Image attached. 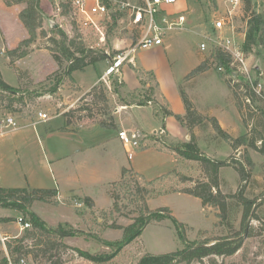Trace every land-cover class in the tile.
I'll list each match as a JSON object with an SVG mask.
<instances>
[{
	"label": "rangeland",
	"instance_id": "374dc122",
	"mask_svg": "<svg viewBox=\"0 0 264 264\" xmlns=\"http://www.w3.org/2000/svg\"><path fill=\"white\" fill-rule=\"evenodd\" d=\"M186 1L189 10L194 6L192 16H190L193 24H204L208 30L202 32V36L175 32L169 38V34L168 38L172 41V49L169 51V57H165V59L174 63L173 68L178 76L188 72L187 76L180 81V87H183L186 93L190 91L192 94L202 97L199 106L205 114H201L208 120L193 130L200 152L208 158L227 161L232 158L242 159L248 150L254 163L253 168L248 167L251 172L250 179L241 181L233 165L222 168L220 172L221 191L226 195H238L239 190H243L245 197L255 202L253 209L259 220L255 217L243 222L245 208L240 202V198L237 197L230 200L226 219L219 218L217 209L205 208L200 199L187 194L168 193L152 199L145 196V200L138 198L136 195L137 186L145 187V180L157 179L178 168L176 156L172 152L157 150L159 145L155 141H150L149 135L142 141L141 148L135 150L133 161L128 158L119 138L121 125L128 127L140 121L141 124L138 125L139 129L137 130L142 133L144 131L143 134H151L152 126L156 122L161 126L162 115L159 112L160 116H156L155 108L159 109L156 104H153L155 108L152 107V111L134 110L119 113L122 108L133 106L119 105L118 97L113 95L117 129L104 128L89 121L79 122L82 124L81 126L78 123L71 127L67 126L62 112L77 107L79 100L95 86V83L96 85H106L114 92L116 90L115 83L123 81L122 72L124 69L127 71L125 74L127 79L131 77L130 71H134L140 80L142 87L138 91L141 99H143L147 88L151 86L157 93L158 81L152 78L148 79L136 61L135 64H129L126 61L119 72L106 75L115 57L121 51L130 49L137 42L138 34L129 24L128 18L121 17L115 26L112 22L104 23L106 40L102 43L99 39L101 35L97 34L95 29L85 31L81 29L80 22L71 15L67 7H64L67 0H41V8L44 12L41 35L28 48L27 56L13 60L7 56V51L16 49L22 41L29 37L24 25L19 20V13L26 5L9 7L4 0H0V75L9 85L21 89L25 93L22 101H15L12 111L8 110L10 99L0 96V185L4 188L59 189L63 188L59 176L61 168L71 170L72 163H75L76 167L82 162H84L83 167L90 165V169L85 172V175L91 184L83 185L82 196L87 195L98 200V206L96 204L88 206L81 202L83 197L73 195L66 199L62 198L61 203L59 202L57 206L41 202H36L33 205L39 213L45 215L48 220L45 222L48 225L51 226L54 223L57 226L59 223L67 222L81 232L78 236L72 237L73 239L63 240L66 247H60L58 255L64 262L138 264L140 259L147 254H167L182 250L187 243H184L179 235V230L171 220L151 223L140 238L118 252L114 247L106 246L103 243V240L113 244L119 241L123 231L114 227H127L134 223V219L142 214L140 210L144 208L143 204L147 203L150 211L169 207L174 217L185 225L184 232L188 244L214 241L233 235H238V239L243 240V247L233 256H213L201 261H193L191 264H264V154L246 146L234 150L231 145L234 139H239L244 135H248L250 139H257L264 134V122L261 118L263 114L261 108L264 107V103L258 101L259 95L256 100L251 98L250 101L248 98L251 97L249 94L251 86L244 82L241 75H231L229 73L231 66L227 72H220L212 55L216 45L213 42L215 36L231 38L235 40L236 46L243 47L242 35L246 37V32L249 29V16L254 12L264 14V0H252L253 4L257 5L252 6L249 12L245 11V6L242 3L240 10L235 12L233 21L226 18L222 30H217L215 23L226 17L230 0ZM60 4L64 7L61 17L57 15ZM218 11L220 14L217 13ZM48 19H52L57 25L56 29L64 31L70 38L79 36L88 48L104 52L111 58L89 66L85 71L74 72V82L64 84L55 96L38 97V93L44 92L55 83L56 76L50 81L48 78L61 68L49 50V47H52L49 38L53 36L54 28L49 25ZM43 31H46L48 35L46 38L42 34ZM202 43H205L207 47L204 51L200 47ZM114 52L118 54H113ZM155 52L154 48L138 49L135 56L140 63L142 59H157ZM248 60L254 80L258 81L259 76L262 80L264 97V47L257 48L252 55H249ZM197 63H207L209 70L205 72V77L201 75L189 76L191 69ZM64 65L63 68L67 63ZM261 73L263 76L260 75ZM103 77L105 78L103 79ZM141 78L145 81H142ZM239 84L248 85L250 91L246 86L238 87ZM27 91L29 94L26 93ZM120 91L131 92L127 86L125 89L120 88ZM234 93L236 95L238 93V95L236 96ZM157 99L166 105L158 96ZM239 103L243 110L239 108ZM194 108L198 111L195 105ZM40 114H47L49 120L44 121ZM211 114L222 118V126L232 137L231 142L215 132L210 121L213 117ZM7 118H13L18 129L9 130L3 127L4 120ZM219 123L221 124L220 121ZM182 127L186 129L184 126ZM132 129L134 130L131 128L127 131H133ZM162 129L152 135H158L170 145L182 147L191 140L190 134L186 141L173 139L168 133L162 132ZM257 144L260 148L264 147L260 140L257 141ZM81 148L85 151L79 152ZM120 165L132 168L145 179L139 178L133 173L123 184L112 183L110 186L105 184L103 179L107 181L121 180ZM182 171L184 170L181 169ZM194 175L201 176V173ZM108 190L111 198L108 195ZM112 193L120 197V212H114ZM142 212H145L144 209ZM13 227L16 228V225ZM1 243L0 256L3 244ZM72 249L82 250L99 262L86 259ZM36 264H47V262L43 260Z\"/></svg>",
	"mask_w": 264,
	"mask_h": 264
},
{
	"label": "trees",
	"instance_id": "16d2710c",
	"mask_svg": "<svg viewBox=\"0 0 264 264\" xmlns=\"http://www.w3.org/2000/svg\"><path fill=\"white\" fill-rule=\"evenodd\" d=\"M4 2L9 7L20 4L26 5L19 13V20L24 25L29 37L22 41L16 49L7 51V56L11 57L13 60L21 59L27 56L28 48L31 47L41 35L40 30L42 29L44 21L41 0H4ZM242 2L246 12H249L252 6L255 7L257 5L256 3L253 4L252 0H242ZM64 7H67V5H64ZM120 18L121 16H114L112 24L115 26ZM248 28L243 43V51L249 57L257 48L264 47V14L252 13V15L249 16ZM52 33L53 36L49 38L52 47H49V50L53 53L54 60L61 68L48 78L50 81L56 76L57 80L55 83L50 85L44 92L38 93V97L45 95L55 96L64 84L67 82H74V72L85 71L89 66L96 65L100 61L111 58L104 52H97L94 49L88 48L79 36L70 38L60 29H54ZM42 34L45 38L48 36L46 31H43ZM113 54L118 53L114 52ZM212 55L218 66H224L226 69L230 68L231 56L229 54L225 53L220 48L214 47ZM65 63H67V65L63 68ZM208 70L207 63H201L191 71L189 76H199ZM142 71L148 79L152 78L156 80L153 71ZM141 80L145 81L143 78H141ZM115 86L116 90L114 92L103 84L93 86L92 89L79 100L77 107H72L68 109V111L63 112L67 126L71 127L76 123L79 124V122L82 121H89L92 124H99L104 128L117 129V119L114 115L116 108L112 101L113 95H116L118 97V104L122 106H145L149 104L153 106V104H156L159 107L158 109L153 106L156 116H160L159 112H161L163 119L168 116L175 117V119L188 130V134L191 135V140L182 147L170 145L158 135L148 136L150 141H155V143L159 145V147L156 148L157 150L172 152L176 156L178 168L174 172L165 174L157 179L151 181L145 180V187L137 186L136 195L140 200H145V196L152 199L168 193L187 194L200 199L205 208L217 209L219 211V218L226 219L229 202L231 199L237 197L240 198L239 200L245 208L243 222L246 219H253L255 217L259 220L253 209L255 202L246 198L243 190H239L240 193L238 195H226L221 191L220 172L222 168L233 165L241 181L244 182L250 179L251 172L248 167L253 168L254 163L248 150L244 153L242 159L235 160L232 158L227 161L214 160L200 152L193 130L195 127L203 125L208 119L194 108L192 101L183 87H180V93L185 105L186 114L181 116L172 112L168 105H163L158 101L156 96L157 93L152 86L147 88V91L143 95V99H141L138 90L121 92L120 88L125 89L126 87L124 81L120 83L117 81ZM237 86H246L247 90H249L248 85L239 84ZM28 92L29 91L26 93ZM234 94L236 95V93ZM249 94L251 95V97L248 98L250 101L251 98L256 100L257 94L253 90H251ZM24 95V91L12 87L0 75V96L4 99H10L8 110L12 111L15 101H22ZM263 100L264 97L260 96L258 101L264 103ZM239 108L243 110L240 103ZM261 109L263 111L261 118H263L262 120L264 122V107ZM210 121L215 132L231 142L232 137L221 127L217 118L211 117ZM81 125L82 124H79V126ZM162 131H165V128H163ZM258 140H260L261 144L264 146V134L260 135L257 139H250L248 135H244L239 139H234L231 145L234 150H239L241 147L246 146L247 148L264 154V147H258ZM181 169L184 171L181 172ZM199 172L201 176L194 175L196 173L199 174ZM133 173L139 178L145 179L132 168H123L121 180L113 184L125 183L127 178ZM58 196V189L3 188L0 186V208L18 210L22 214L23 223L30 224V228L25 229L21 237L10 238L11 240L6 243L7 253L2 252L0 264H36L43 260L47 262V264L64 263L63 259L58 255L60 251L58 249L60 247H66L63 244V240L76 237L81 232L74 229L68 223L50 226L33 211V205L36 202L53 204L56 206L59 205ZM112 198L114 200V212H120V197L112 193ZM81 202L88 206L94 205V201L89 197L83 198ZM143 206L145 212H142L143 209L140 210L142 214L134 219V223L127 227H114L123 231L122 238L119 241L113 244L103 240V243L106 246L114 247L118 252V250H122L124 247L140 238L143 231L151 223H161L165 220H171L179 230L180 237L184 243L187 244L182 250L176 252L158 255L147 254L140 259L138 264H191L193 261H201L213 256H233L243 247V240L238 239V235L203 243L188 244L184 232L185 225L174 217L169 207H164L157 211H150L147 203H144ZM72 250L86 259L99 262L96 258L82 250ZM22 261H24V263H22Z\"/></svg>",
	"mask_w": 264,
	"mask_h": 264
},
{
	"label": "built area",
	"instance_id": "2783aa9c",
	"mask_svg": "<svg viewBox=\"0 0 264 264\" xmlns=\"http://www.w3.org/2000/svg\"><path fill=\"white\" fill-rule=\"evenodd\" d=\"M69 1V2H68ZM180 0H67V10L71 15L80 22V27L83 31L92 29L100 34L99 38L102 43L105 42V29L103 24L112 22L114 16H121L128 18L129 24L137 32L138 38L136 44L126 51H121L115 57L113 64L107 70L106 75L109 76L115 72H119L120 68L127 61L129 64H135L136 52L138 49H152L164 45L165 39L172 32L182 30L185 23V17L180 16L177 21L173 20L167 9L178 4ZM242 0H230V6L227 9L226 17L219 19L215 23L217 30H222L225 26L226 18L233 21L235 12L240 10ZM59 17L64 12L63 5H58L57 9ZM213 42L215 47L222 49L225 53L231 56V75L244 78V82L251 86L257 95L263 96V83L258 77V81L254 80L252 68L248 63V56L244 53L243 47L236 46L235 40L231 38H218L215 36ZM201 50H206V44H201ZM220 72H227L224 66H219ZM263 76V73L260 74ZM105 77H103L104 79ZM41 118L46 121L49 120L47 114H40ZM3 127L9 130L18 129L17 123L13 118L4 120ZM119 138L126 150L130 160L134 157V151L141 148V143L146 139V135L139 130L119 132ZM18 223L21 229L30 228L29 223H23L22 217L19 218ZM10 237H0V242L6 245ZM24 263V261H22Z\"/></svg>",
	"mask_w": 264,
	"mask_h": 264
},
{
	"label": "crops",
	"instance_id": "0c3cea01",
	"mask_svg": "<svg viewBox=\"0 0 264 264\" xmlns=\"http://www.w3.org/2000/svg\"><path fill=\"white\" fill-rule=\"evenodd\" d=\"M220 5V3H219ZM189 6H187V1L186 0H180L177 5L170 7L167 9V12L170 14L171 18L175 21L178 20L180 16L185 17V23L184 27L182 30L175 31L178 32L177 34H181L182 32L187 35V33H193L194 35H203L202 32H206L207 26L206 25H201V24H193L191 17L192 12L194 10V6L192 8L190 7V10L188 9ZM222 10V9H220ZM223 11V10H222ZM217 13L220 14V11ZM172 32V33H175ZM169 35V38H171V34ZM200 33V34H198ZM205 36V34H204ZM168 37L165 39L164 45L161 47H156L154 50L156 51L154 54L158 57L157 59L153 60H146L142 59L140 63L138 62V59H136V63L140 66L139 68L144 71H153L155 74V78L158 81V90H157V96L158 98L162 99L166 105H168L169 109L174 112L176 115H181L184 116L186 114V109L185 105L182 100V96L180 93V81L187 76L188 72H185L181 74L180 76L177 75V72L174 70L173 65L174 63L169 60V62L165 59V57H169L170 53L169 51L172 49V41ZM240 40V39H239ZM245 40V35H242V41L244 42ZM201 46V45H200ZM162 57V58H161ZM200 63H197L194 68L198 67ZM173 68V69H172ZM126 70L124 69L122 72L123 76V81L125 82L126 86L131 90L135 91L138 90L142 87V84L140 80L138 79L137 75L135 74L134 71L131 72V77L127 79L125 76ZM202 77H205V73L201 74ZM96 85V83H95ZM187 95L195 105V107L198 109V111L202 114H205L202 111V108L199 106V102L202 99V97L192 94V92H188ZM152 105H146V106H133L130 108H122L120 112H131L134 110H149L152 111ZM63 113V112H62ZM118 113V114H119ZM213 117L217 118L218 121L221 122V127L224 129L225 127L222 126V118L219 116L211 114ZM158 118V117H157ZM160 121V120H159ZM136 122V121H135ZM141 124L140 121H137L136 123H133V125L128 126V127H120L119 132L123 130H128L131 128H134V130L139 129L138 125ZM162 128H165V131L169 134L170 137L173 139H180L182 141H186L189 136H188V131L182 127V125L175 119L173 116H168L166 118H162V125L160 126L157 122L152 126L151 134H146L147 135H152L155 134L156 132L160 131ZM72 129V128H71ZM133 130V129H132ZM144 130V129H142ZM225 130V129H224ZM140 131V130H139ZM142 132V131H141ZM227 132V131H226ZM144 133V131H143ZM125 150V148H124ZM137 150V149H136ZM85 151L83 148L79 149V152ZM126 151V150H125ZM135 152V151H134ZM134 158V157H133ZM133 161V159L131 160ZM83 163H80L78 167H76L75 163H72L71 170H67L65 168H61L59 170V176L61 183L63 184V188L60 187L58 189L59 191V196L58 200L66 199L70 195L73 196H80V197H89L87 195H83L84 187L83 185L87 186L90 185L91 183L88 182V177H86L85 172L90 169V165L83 167ZM121 168V171L123 168H128L126 166H119ZM101 168L99 167V170ZM129 169V168H128ZM84 175V176H83ZM120 181V180H119ZM103 182L105 184H110L118 181H107L106 179H103ZM1 186V185H0ZM2 187V186H1ZM4 188V187H3ZM13 188V187H11ZM108 195L109 190H108ZM91 198V197H89ZM111 198V197H110ZM94 201V205L96 204L98 206V200H95L94 198H91ZM61 203V202H60ZM113 205V204H112ZM33 211L41 217L44 221H48L47 218L45 217L44 214L39 213L38 210L36 209L35 206H33ZM12 212V213H11ZM22 217L21 212L15 209H7V208H0V237L2 236H8L10 238H18L21 237L24 233V230L21 229V225L18 223L19 218ZM12 219V220H10ZM67 222H64L63 224H66ZM61 224V223H59ZM71 224V223H68ZM13 225H16V228L13 227ZM53 226H56L54 223H52ZM73 239V238H69ZM68 239V240H69ZM1 243V242H0ZM2 244V243H1ZM2 252L7 253V248L6 245L1 246ZM66 261L63 264H75L72 261Z\"/></svg>",
	"mask_w": 264,
	"mask_h": 264
},
{
	"label": "water",
	"instance_id": "95a60500",
	"mask_svg": "<svg viewBox=\"0 0 264 264\" xmlns=\"http://www.w3.org/2000/svg\"><path fill=\"white\" fill-rule=\"evenodd\" d=\"M48 23H49V25H50L52 28H54V29L57 28V25L54 23V21H53L52 19H48Z\"/></svg>",
	"mask_w": 264,
	"mask_h": 264
}]
</instances>
